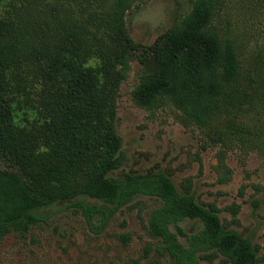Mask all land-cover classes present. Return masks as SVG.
Listing matches in <instances>:
<instances>
[{
    "label": "trees",
    "instance_id": "16d2710c",
    "mask_svg": "<svg viewBox=\"0 0 264 264\" xmlns=\"http://www.w3.org/2000/svg\"><path fill=\"white\" fill-rule=\"evenodd\" d=\"M145 1L0 0V239L68 208L100 233L143 195L161 202L149 232L175 264H261L252 240L223 222L215 204L199 203L188 181L181 192L161 170L114 175L126 162L119 91L135 57L142 70L134 102L151 112L171 106L184 126L205 132L221 148V181L231 173L228 153L256 147L264 134V72L245 68L216 26L215 0L195 1L180 25L142 45L126 18ZM228 209L236 216L240 206ZM187 219L201 231L187 235Z\"/></svg>",
    "mask_w": 264,
    "mask_h": 264
},
{
    "label": "rangeland",
    "instance_id": "374dc122",
    "mask_svg": "<svg viewBox=\"0 0 264 264\" xmlns=\"http://www.w3.org/2000/svg\"><path fill=\"white\" fill-rule=\"evenodd\" d=\"M197 0H146L127 14V29L142 45H151L169 28L180 25ZM214 23L235 43L245 68L264 72V0H215ZM142 64L135 57L118 97L116 128L126 156L115 176L163 171L183 192L185 183L203 205L215 204L225 223L249 237L264 264V134L259 145L235 148L227 155L229 179L218 169L219 146L209 145L205 132L186 127L171 106L155 112L139 107L133 92ZM260 118L264 120V111ZM264 132V129H263ZM240 206L235 216L228 208ZM161 202L136 196L121 208L100 233L94 232L77 208L59 210L27 234L0 239V264H175L149 232L152 210ZM236 222H233V219ZM96 221V225H99ZM180 226L187 235L202 229L198 220ZM173 231L175 229L172 227ZM182 243L187 239L180 236ZM221 258L201 264H220Z\"/></svg>",
    "mask_w": 264,
    "mask_h": 264
}]
</instances>
